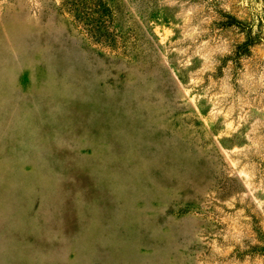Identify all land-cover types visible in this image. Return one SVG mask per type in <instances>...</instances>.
Returning <instances> with one entry per match:
<instances>
[{"label":"rangeland","instance_id":"374dc122","mask_svg":"<svg viewBox=\"0 0 264 264\" xmlns=\"http://www.w3.org/2000/svg\"><path fill=\"white\" fill-rule=\"evenodd\" d=\"M103 1L0 0V264H264L260 0Z\"/></svg>","mask_w":264,"mask_h":264},{"label":"trees","instance_id":"16d2710c","mask_svg":"<svg viewBox=\"0 0 264 264\" xmlns=\"http://www.w3.org/2000/svg\"><path fill=\"white\" fill-rule=\"evenodd\" d=\"M249 2L252 15L255 20H264V0L260 5ZM74 7V23L80 26V32L99 49L113 48L116 46L115 39L107 28L108 13L103 0H63L61 9L64 11Z\"/></svg>","mask_w":264,"mask_h":264}]
</instances>
